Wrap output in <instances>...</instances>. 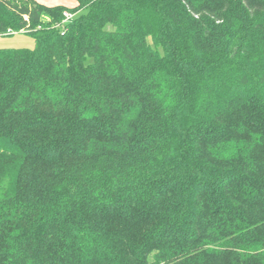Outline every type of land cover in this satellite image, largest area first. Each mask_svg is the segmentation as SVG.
Masks as SVG:
<instances>
[{
    "label": "trees",
    "instance_id": "trees-1",
    "mask_svg": "<svg viewBox=\"0 0 264 264\" xmlns=\"http://www.w3.org/2000/svg\"><path fill=\"white\" fill-rule=\"evenodd\" d=\"M75 2L0 0V264H264V0Z\"/></svg>",
    "mask_w": 264,
    "mask_h": 264
},
{
    "label": "rangeland",
    "instance_id": "rangeland-1",
    "mask_svg": "<svg viewBox=\"0 0 264 264\" xmlns=\"http://www.w3.org/2000/svg\"><path fill=\"white\" fill-rule=\"evenodd\" d=\"M44 6L73 7L75 0H35ZM35 42L33 38L24 33H14L9 36H0V49H33Z\"/></svg>",
    "mask_w": 264,
    "mask_h": 264
},
{
    "label": "built area",
    "instance_id": "built-area-1",
    "mask_svg": "<svg viewBox=\"0 0 264 264\" xmlns=\"http://www.w3.org/2000/svg\"><path fill=\"white\" fill-rule=\"evenodd\" d=\"M70 18H71V14L65 12V13H64V19H65V20H68V19H70Z\"/></svg>",
    "mask_w": 264,
    "mask_h": 264
}]
</instances>
